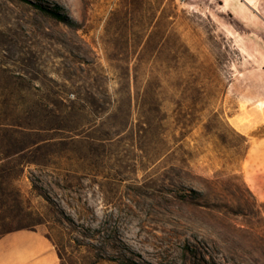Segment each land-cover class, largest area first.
Instances as JSON below:
<instances>
[{
  "label": "rangeland",
  "instance_id": "obj_1",
  "mask_svg": "<svg viewBox=\"0 0 264 264\" xmlns=\"http://www.w3.org/2000/svg\"><path fill=\"white\" fill-rule=\"evenodd\" d=\"M5 173L59 264H264V0H0Z\"/></svg>",
  "mask_w": 264,
  "mask_h": 264
},
{
  "label": "crops",
  "instance_id": "obj_2",
  "mask_svg": "<svg viewBox=\"0 0 264 264\" xmlns=\"http://www.w3.org/2000/svg\"><path fill=\"white\" fill-rule=\"evenodd\" d=\"M239 1L252 7L247 0ZM0 264L59 263L56 249L46 236L38 230L21 229L0 238Z\"/></svg>",
  "mask_w": 264,
  "mask_h": 264
},
{
  "label": "trees",
  "instance_id": "obj_3",
  "mask_svg": "<svg viewBox=\"0 0 264 264\" xmlns=\"http://www.w3.org/2000/svg\"><path fill=\"white\" fill-rule=\"evenodd\" d=\"M50 14H52L54 17L68 24L71 25L73 24V22L67 19L63 14H59L56 11H52ZM11 180L12 179L10 173L0 174V211L6 208L8 212L12 215V217L26 215L27 210L22 205L23 201L21 198L20 191L13 185ZM3 223H5V219L2 216H0V238L9 232L26 228V227H21L17 229H13V228L5 229L3 227L4 225ZM40 223L43 222L38 221V224ZM46 237L58 247L57 255L62 262L63 255L60 250V246H61L60 241L56 238H51V236L49 235H47Z\"/></svg>",
  "mask_w": 264,
  "mask_h": 264
},
{
  "label": "bare ground",
  "instance_id": "obj_4",
  "mask_svg": "<svg viewBox=\"0 0 264 264\" xmlns=\"http://www.w3.org/2000/svg\"><path fill=\"white\" fill-rule=\"evenodd\" d=\"M247 3L249 4V5H251V6H253L255 3H256V1L255 0H247ZM230 8V7H229ZM226 10V9H225ZM239 11V10H238ZM256 12V11H255ZM230 13V12H229ZM239 15V14H238ZM258 16V15H257ZM238 20V19H237ZM239 22V21H238ZM224 23V22H223ZM232 27V26H231ZM263 27V26H262ZM249 29V28H248Z\"/></svg>",
  "mask_w": 264,
  "mask_h": 264
}]
</instances>
